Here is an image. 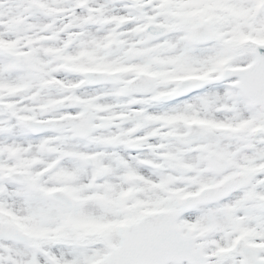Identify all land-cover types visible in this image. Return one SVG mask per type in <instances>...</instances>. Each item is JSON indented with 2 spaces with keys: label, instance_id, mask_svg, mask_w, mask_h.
Segmentation results:
<instances>
[{
  "label": "snow or ice",
  "instance_id": "6c2138e0",
  "mask_svg": "<svg viewBox=\"0 0 264 264\" xmlns=\"http://www.w3.org/2000/svg\"><path fill=\"white\" fill-rule=\"evenodd\" d=\"M0 264H264V0H0Z\"/></svg>",
  "mask_w": 264,
  "mask_h": 264
}]
</instances>
